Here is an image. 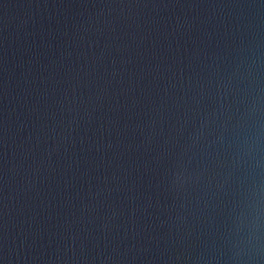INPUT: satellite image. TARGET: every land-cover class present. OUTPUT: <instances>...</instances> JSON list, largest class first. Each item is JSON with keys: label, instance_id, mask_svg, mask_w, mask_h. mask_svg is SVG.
Here are the masks:
<instances>
[{"label": "water", "instance_id": "1", "mask_svg": "<svg viewBox=\"0 0 264 264\" xmlns=\"http://www.w3.org/2000/svg\"><path fill=\"white\" fill-rule=\"evenodd\" d=\"M0 264H264V0H0Z\"/></svg>", "mask_w": 264, "mask_h": 264}]
</instances>
